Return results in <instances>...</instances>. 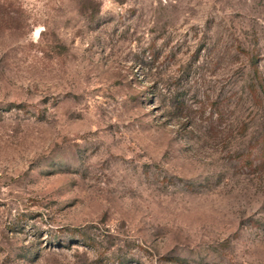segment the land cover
<instances>
[{"label":"rangeland","instance_id":"rangeland-1","mask_svg":"<svg viewBox=\"0 0 264 264\" xmlns=\"http://www.w3.org/2000/svg\"><path fill=\"white\" fill-rule=\"evenodd\" d=\"M0 264H264V0H0Z\"/></svg>","mask_w":264,"mask_h":264}]
</instances>
